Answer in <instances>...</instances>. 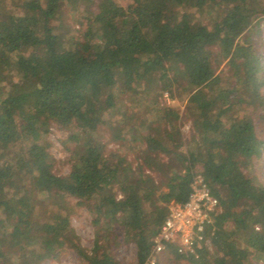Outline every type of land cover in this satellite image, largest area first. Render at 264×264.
Here are the masks:
<instances>
[{"label": "trees", "instance_id": "trees-1", "mask_svg": "<svg viewBox=\"0 0 264 264\" xmlns=\"http://www.w3.org/2000/svg\"><path fill=\"white\" fill-rule=\"evenodd\" d=\"M124 1L22 0L14 9L0 7V264H42L64 248L82 264H120L113 249L125 244L135 245L137 263L144 264L169 205L187 201L198 174L219 201L205 232L210 247L198 258L166 252L189 264H264V187L250 174L264 148L256 130V121H264V78L247 36L264 22V5ZM73 3L87 9L79 40L61 32L63 7ZM130 92L184 96L193 133L181 151L184 144L169 129L181 115L165 108L153 132L134 139L143 149L137 174L97 140L103 122L123 140L135 116L119 111V97ZM50 124L69 130L75 144L63 176L41 144ZM78 208L96 228L90 251L70 227Z\"/></svg>", "mask_w": 264, "mask_h": 264}, {"label": "rangeland", "instance_id": "rangeland-1", "mask_svg": "<svg viewBox=\"0 0 264 264\" xmlns=\"http://www.w3.org/2000/svg\"><path fill=\"white\" fill-rule=\"evenodd\" d=\"M118 5L125 6L126 1L124 0H114ZM22 0H0V7L12 8L18 6ZM264 5V0H260ZM86 7L82 3H73L72 5H64L62 10V24L63 28L61 30L64 34H69V36L75 39H81V36L85 28L86 19ZM191 13L198 18H205L206 14L201 11H191ZM171 17H174V9H171L168 13ZM257 20L254 21V23ZM61 21H55L53 24L58 26ZM259 28L251 29L248 33V38L253 45V48L258 53L261 58V67L264 78V22H259ZM97 42V41H96ZM223 68V66L221 67ZM261 94L264 97V86L261 88ZM154 95V94H153ZM171 99L167 95L161 97L153 98H140L137 97L133 92L126 95L122 94L119 98L121 103L119 104V111H127L129 115H134L132 121L129 120V124H125L122 132L121 141H116L113 137L115 131L114 127H109L104 122L100 124V130L98 131L97 140L105 147L104 151L108 155L114 153L116 156L125 157L127 161L131 162L135 168L137 174V165L140 163L139 158L143 153L141 144L134 140L137 137L141 138L145 135L153 132L157 127L154 123L156 122V117L161 115L165 108H171L178 110L181 119L170 126L172 135L175 141L178 143H183L181 151H186V145L190 143L192 133V126L190 119L185 116V105L186 100L184 96ZM154 101H156L154 103ZM129 130V136H126V131ZM256 130L259 137L264 138V121H256ZM69 130H60L54 124H50L48 132L41 139V144L49 151L53 161H54V172L57 175H66L70 166V157L72 151L74 150L75 144L68 140L70 135ZM164 137V136H163ZM166 142V138L163 139ZM171 146V145H170ZM173 149V148H172ZM163 160H166L164 155H160ZM257 180V182L264 187V148L258 159L255 160L252 170L250 172ZM249 175V174H248ZM155 180L164 182V177H159L155 174L150 175ZM162 190L166 191L165 185L162 186ZM113 192L120 198V195L116 188ZM72 204L75 203L73 200ZM92 218L90 214L84 208L76 209L75 213L71 216L70 227L73 230L75 236L78 238L80 246L86 251H90L93 246V241L95 238L96 228L92 225ZM113 254L120 264H138L137 263V250L133 244L121 245L116 249H113ZM158 264H189L186 260L176 259L172 254L164 253L158 258ZM42 264H82L77 256V254L70 248L61 249L56 258H51L44 261ZM262 264V263H259Z\"/></svg>", "mask_w": 264, "mask_h": 264}, {"label": "built area", "instance_id": "built-area-1", "mask_svg": "<svg viewBox=\"0 0 264 264\" xmlns=\"http://www.w3.org/2000/svg\"><path fill=\"white\" fill-rule=\"evenodd\" d=\"M219 201L201 175H195L186 202L172 203L153 239L151 251L144 264H158V257L171 248L181 257L198 258L203 247H210L206 229L213 222Z\"/></svg>", "mask_w": 264, "mask_h": 264}]
</instances>
